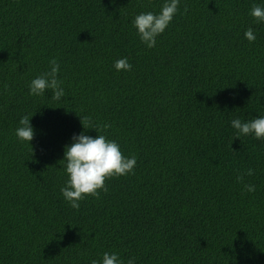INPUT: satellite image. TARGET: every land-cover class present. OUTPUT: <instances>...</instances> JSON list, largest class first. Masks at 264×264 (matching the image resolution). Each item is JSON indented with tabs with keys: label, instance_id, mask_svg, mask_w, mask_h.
I'll return each instance as SVG.
<instances>
[{
	"label": "trees",
	"instance_id": "16d2710c",
	"mask_svg": "<svg viewBox=\"0 0 264 264\" xmlns=\"http://www.w3.org/2000/svg\"><path fill=\"white\" fill-rule=\"evenodd\" d=\"M164 2L0 0V264H264V139L231 126L264 117V0H180L148 48L133 20ZM53 58L65 95L30 94ZM81 117L137 163L76 210L65 146L99 135Z\"/></svg>",
	"mask_w": 264,
	"mask_h": 264
},
{
	"label": "clouds",
	"instance_id": "9594fccd",
	"mask_svg": "<svg viewBox=\"0 0 264 264\" xmlns=\"http://www.w3.org/2000/svg\"><path fill=\"white\" fill-rule=\"evenodd\" d=\"M180 0H165L158 14L152 12L140 13L135 16L133 26L137 29L139 38L148 48L156 46V38L162 34L172 21L178 11ZM187 11V9H185ZM250 15L257 21H264V8L253 4ZM245 38L251 43L256 36L252 28H248L244 33ZM48 71L34 78L29 84V93L32 95H44L50 89L53 92L52 99L60 100L64 95L61 87L62 81L58 79L60 69L55 58L50 60ZM114 67L117 71H130L132 65L127 58L115 61ZM81 122L85 130L95 129L99 135L95 138L81 132L73 137V143L65 146L64 159L65 170L68 179L65 186L60 189L64 199L69 202L73 209L79 210L80 201L87 196L99 198L100 190L107 192L105 181L112 177L124 176L132 173L137 160L135 155L125 157L116 141L108 140L105 135L100 134L101 126L89 128L91 117H81ZM19 127L15 134L21 141L30 143L34 136L30 118L25 115L19 120ZM231 126L236 130V137L244 135H254L256 139H264V117H258L248 122H242L235 118L231 121ZM111 127L105 123L104 130ZM252 176L253 170L248 169L246 173L237 175L238 183L244 185V190L255 192V185L244 183V177ZM91 264H124L115 252H105L102 261L92 260ZM127 264H135L134 258H130Z\"/></svg>",
	"mask_w": 264,
	"mask_h": 264
}]
</instances>
